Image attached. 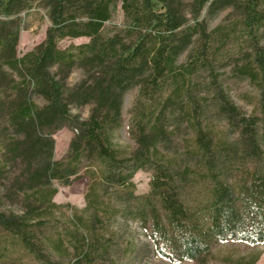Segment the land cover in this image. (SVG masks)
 Here are the masks:
<instances>
[{"label":"trees","instance_id":"16d2710c","mask_svg":"<svg viewBox=\"0 0 264 264\" xmlns=\"http://www.w3.org/2000/svg\"><path fill=\"white\" fill-rule=\"evenodd\" d=\"M120 2L124 26L106 28ZM34 6L52 25L18 57L20 16ZM226 10L235 27L209 30ZM83 36L90 41L58 46ZM263 41L264 0H0V232L56 264L42 243L46 213L57 206L53 181L68 184L88 164V207L63 239L61 256L72 264H106L104 223L117 218L139 224L149 247L172 262L205 264L226 241L264 244ZM227 61L255 86L256 113L220 81ZM77 69L82 78L70 84ZM135 88V144L121 145L124 97ZM86 106L87 118L73 112ZM62 127L73 138L54 160L52 135ZM140 170L151 173L143 195L133 182Z\"/></svg>","mask_w":264,"mask_h":264},{"label":"rangeland","instance_id":"374dc122","mask_svg":"<svg viewBox=\"0 0 264 264\" xmlns=\"http://www.w3.org/2000/svg\"><path fill=\"white\" fill-rule=\"evenodd\" d=\"M21 31L19 43L17 46V56L22 57L27 52L32 51L40 45L46 38L47 31L52 25L44 10L34 6L31 10L21 14ZM237 23V16L231 10L222 12L215 20L209 24V30L217 27H223L225 30H232ZM125 24L122 3L118 5L117 12L113 19L106 23V28L118 26L122 28ZM239 35H236L234 42H238ZM90 41L89 37L64 38L59 40L58 46L61 49H68L73 45H82ZM264 44V41L262 42ZM184 60V57L181 61ZM217 69V75L224 83L231 99L247 114L257 112L258 93L253 84L247 77L241 76L235 70V64ZM240 65V64H239ZM82 78V72L75 70L70 78V84H75ZM138 95V89L130 90L124 97L122 109L123 124L117 131L115 138L118 144L134 146V141L129 134V125L134 100ZM74 113L81 114L84 118L89 116L90 108L88 106L80 110H74ZM223 128V124H219ZM55 140L54 160L62 159L68 151L69 144L73 138V132L68 127H62L52 135ZM86 164L78 176L71 178L68 184L59 181H53L57 193L53 202L57 205L51 207V211L46 215H51L50 225L43 233L42 243L44 245V254L56 264H72L70 259L61 256L67 243L63 242L64 234L67 230L73 229L72 219L75 215H82L88 207L87 192L92 183L93 174ZM151 173L148 171H138L133 182L136 187V194L143 195L150 190ZM2 201V200H1ZM19 211V208H14ZM18 209V210H17ZM45 216V215H44ZM109 230L108 237L112 243L111 252L107 258L106 264H200L191 261H169L152 250L149 247L147 232L135 222H122L117 218L110 223H104V231ZM46 243V245H45ZM52 245L59 247L57 250ZM147 247V249L143 246ZM134 246H137L134 248ZM137 249V250H136ZM136 250V251H135ZM260 255L256 264H264V244L252 245L241 241H226L217 243L205 264H246L255 256ZM31 253L26 251L7 233L0 232V264H42L35 259Z\"/></svg>","mask_w":264,"mask_h":264}]
</instances>
